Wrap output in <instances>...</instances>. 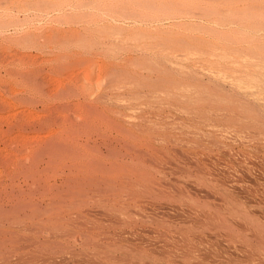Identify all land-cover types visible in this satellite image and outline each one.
Listing matches in <instances>:
<instances>
[{
	"label": "rangeland",
	"instance_id": "obj_1",
	"mask_svg": "<svg viewBox=\"0 0 264 264\" xmlns=\"http://www.w3.org/2000/svg\"><path fill=\"white\" fill-rule=\"evenodd\" d=\"M1 1L2 0H0V6L3 5L4 7L3 6L0 7L2 8L0 9V13H1L0 22L6 21L5 23H7V26L4 28L5 25L3 24L4 22H2V24L0 23L1 24L0 48L2 47L0 49V102H1L0 108H2L0 109V127H2L0 128V164H2L0 165V179H1L0 203H1V199L4 197L5 200L3 203H6L7 207H9L10 206L9 204H11V202H9V199L11 198L12 192H14L12 194L13 196L16 192H20L18 191V189L21 190L22 188V190H25L28 193L29 191L33 192V190L38 187L37 190H34V194L37 195L35 196L34 194H32V196L34 195L32 199H34L36 205L40 204L38 205V208L39 209L45 208L44 210H48V211L54 208L53 211L54 212L56 211L58 215H62L65 220L66 217L67 219L69 218L68 222L67 220L65 222L64 219L62 221H59L58 226L60 225L62 226L63 223L65 225V226L63 225L64 229L62 230L61 229L59 230V228H57V230L56 228H53V226L56 225H52L51 228L50 222L48 223L47 221L46 222L49 224L48 225L45 222L47 226L44 223H43L44 225L43 224L41 225V223H39L40 226L39 224L37 225V229H38L37 235H41V238L43 237L42 239H46V236L48 235L47 239L59 238L61 240H64L63 238L66 237L60 238L59 233L62 232L63 230H64L63 232H66L65 230L68 228L67 231L69 230L70 232L69 231L66 232L67 235L65 236H67V238L65 240L66 241L68 240L69 243L70 242L73 243L70 244L71 247H69L67 251L69 250L73 251L72 245H74L73 249L75 252H72V254L70 252L65 253L67 254L66 257L68 256L66 259L67 261L66 264H90V263L91 264H264V89L263 90L261 89L262 90L261 91L258 86H253L249 90L244 88H240L237 90L238 87L235 85L239 83L238 76L241 73V71L244 72L246 71L245 69L243 70V66H240L241 68L238 70L239 66L233 64L232 63L233 60L231 61L230 59H228L229 60L228 61L226 58L227 63L224 62L225 59L219 57L220 53L217 52V50H216V60H215V52H213L215 51L213 50V47L216 46L215 43L214 44L212 43L213 44L212 47L211 44L205 45V43L204 44L202 43L204 47L208 45V51H210L209 52L210 54L208 55L207 52H206L207 54H205L204 49H201L203 48V46L202 44H200L199 46L198 44L199 42H194L197 46L192 43L193 41L192 42L190 41L189 45H186L188 44V42L184 45V42L183 44L181 43L182 41L181 42L175 41L176 37L174 39L176 43L171 42L169 38H171V36L173 38L174 35L168 34L166 33V31L167 30L183 31L182 29L184 28L181 27L178 28V26L172 24L175 22V18H172L168 15V10L160 11V9H156L160 7L159 6L160 4L158 5L159 7L156 6L155 8L156 10H155L153 7L150 6L149 3L151 2L149 0H135V1L134 0H126V1L125 0L122 1L95 0L96 2L92 0V2L94 1L93 2L94 4L90 2L91 0L89 1L66 0L67 2H65V0L64 1L57 0L58 2L56 0H37V2L39 1L38 4L44 1L41 3L42 5L39 4L41 7L39 5H36L37 3L36 0H24V1L4 0L2 2ZM145 1H147V3L149 2L148 3L149 7L146 5ZM155 1L158 4L161 0H155ZM155 1H152L154 2L152 3L153 5L154 4L157 5ZM164 1L166 0H162L163 3ZM167 1L165 3H167ZM202 1L203 3L205 2V0ZM208 1L210 4L214 3L212 4V6L214 5L215 7L217 6L218 8H222V7L227 8V9L224 8L222 9L224 10L223 12L225 14L228 12L227 14L229 16L231 14L229 8L231 9L235 8V4L233 5L234 1L233 3L231 2L232 0L231 1L226 0V2H224L226 6L222 2L225 0L221 1L222 4L220 3V1H216V2L215 0L213 1L208 0ZM208 1H206L205 3H207L206 5L209 6L210 4L208 3ZM246 1H239V3L237 2V4L244 5L245 3L248 4L249 2L253 3V1L256 0L253 1L246 0ZM55 2L56 5L54 4L53 6V3ZM100 2L102 3V5ZM169 2L170 1H168V3ZM105 4L107 5V7L104 6ZM111 4L114 6L112 7ZM122 5L123 8L120 7ZM18 6L19 8L23 6L24 7L18 9ZM93 6L95 7V9ZM39 7L41 8V10ZM128 7L130 10L128 9V11H126L125 13L124 11ZM183 7L184 6H180L181 9ZM112 8L113 9L115 8L116 10H113ZM131 8L134 10H132ZM196 8L197 6L195 5L194 14L192 13L193 11L190 12L192 13V15H190V13L187 12V17L183 18L182 20L190 23L194 22L193 24L197 23V25L199 26H201V24H206L208 22V17H206L208 13L204 12L205 14L207 13L205 16L204 14H202L203 13L202 9L199 10V8H197L200 11L199 12ZM6 9L8 12L6 11ZM108 9H110L111 11ZM131 10L132 12L127 14ZM81 13H83L84 15ZM120 13L122 15H120ZM173 13L174 12L171 10L169 14H173ZM198 13H201L202 15ZM63 14H65L66 17ZM117 14L120 16H118ZM125 14L126 16L128 15L129 16L126 17ZM212 14L214 15L213 12ZM134 15H136L137 17ZM7 16L8 17L10 16L9 17L10 19ZM39 16L42 17L40 18ZM141 16L142 18H140ZM229 16L228 18H231ZM64 17L67 19V21L65 20ZM179 19L180 18H178L177 21ZM92 20H94L95 22ZM182 20L180 19V21ZM53 21L56 22L54 23ZM118 25L120 28L118 27ZM124 26L129 28L128 29L124 28ZM142 26L144 27L142 28ZM47 27L49 29H47ZM74 27L76 28L74 29V31L76 30L75 32L72 30ZM122 27L123 29H121ZM51 28L53 31L51 30ZM131 28L135 29L136 32L134 30L132 31ZM162 28L166 30L163 32ZM96 29L97 31H99L98 33ZM195 29L197 30V28ZM64 30L67 33H65ZM185 30L186 29H184V31ZM139 31H140V35H139ZM116 32L117 34H115ZM188 33H191L192 35L194 34L197 35L199 32L190 31ZM31 34H34V36L33 35L31 36ZM119 34L124 36L123 37L121 35L119 36ZM136 36H138L137 39ZM143 37L145 38L146 42L144 41ZM167 37H169L168 38L169 42H167L168 39L164 40ZM138 38L140 40H138ZM148 38L149 39L151 38L152 40L151 39L149 40ZM177 38H179V36ZM119 40L122 41L125 40V42L120 41L119 43ZM164 41H166L168 44H166V42L164 43ZM73 42L75 43L73 44ZM241 42L238 43L241 44ZM146 43L147 44L150 43V44L147 45ZM180 43L184 47H182ZM234 43L231 45V43L227 42L226 45L230 44L231 46L234 47L237 44L238 47L241 46L237 42ZM36 44H39L40 46ZM110 44L113 45L111 46ZM160 44H162V46ZM164 44H166L167 46ZM216 44L221 45L218 43ZM242 44H243L242 46L246 45V43H242ZM145 45L147 47H144ZM192 45L196 46V48L199 49L198 50L199 52L197 51V53H194L195 54L194 56H192L193 54L191 55L190 52L188 53V51L185 50V47L187 48L188 46V48L189 47L192 48ZM253 45L255 47V45L258 44H253ZM119 46H121L122 48ZM209 46L211 48H209ZM182 48H184V50ZM193 48L191 49L192 50L191 53H193L194 51ZM158 49H160V51ZM200 49L204 53L200 52L201 51ZM206 50L207 47L205 48V51ZM161 51H165V52H161ZM185 52L186 54H184ZM187 53L189 54L190 57L188 56ZM198 53H202L200 54L201 56H198ZM183 58H185L186 60ZM143 59L144 61L145 60L146 61L144 62ZM161 59L163 60V62ZM167 59L169 60L167 61ZM138 60H141L142 64L144 65H142ZM149 60L150 62H148ZM153 60L158 62L154 63ZM209 60H211V62L212 61L216 62V64L211 66ZM220 61L224 62L222 65H224L223 67H225L227 70L223 68L225 69V71H221L223 69L220 68L222 66ZM132 63L133 64L136 63L134 64L136 67H134ZM177 64H181V67H179L180 65L178 66ZM182 65H184L185 67ZM194 67H196L197 70L194 69ZM232 67L233 69H231ZM180 68L182 69L181 71ZM185 68H188L190 70V73L186 72L188 71V69L184 71ZM251 68H253V66H251ZM249 70H247V72H249ZM123 71H126L127 74L126 72ZM182 71H184V73ZM180 72H182L183 74H181ZM194 72L195 73L197 72V74L200 73L201 75L198 74L199 75L198 76L194 74ZM212 72H215L216 74L213 73V75H211ZM23 76L27 78H24ZM148 77L150 79H148ZM168 78H170L171 80L173 79V82L176 81V83L169 82ZM119 79L122 80L120 81ZM160 79L163 80L166 79L165 80L166 83L164 81H160ZM123 80H125V82ZM144 80L146 81L148 80L149 83L145 82ZM158 80L161 82V84L160 82H157ZM184 80H186L188 85H190L189 83H191V85L193 83L194 86V84L196 83V86L201 88V91L204 89H205L204 91H208V92L211 91L210 95L213 94V96L210 97L212 99L210 97H207L209 96V93H205L204 94L205 97L200 98V101H197L199 97L201 96L203 97L204 91L200 92L199 94H195V97L197 96V99L194 98L195 99L194 101L193 98H191L192 100L186 98L187 96L184 98L185 93L186 94L191 93V92H187L189 90L188 89L189 86H187L186 83H184V86L182 85L183 84L182 81L184 82ZM177 81L179 83H182L181 84L182 86L178 85ZM109 82L111 83L109 84ZM167 82H168V86H167ZM80 83H82V85ZM83 83H86V85L85 84L83 85ZM157 83L160 84V87L158 86ZM169 83L173 84L172 88L170 87L171 85ZM117 85H119L120 87ZM152 85L154 89L151 88ZM161 85L162 87L165 88L160 89ZM177 85L179 87L181 86L180 89L182 90L183 88L185 92L181 91ZM155 86L159 88L156 90ZM185 86H186V90H185ZM212 86H214L217 89H215ZM234 86L236 87V89ZM174 87L175 89H177V91L174 90L175 92L172 91L174 93H171L170 89H167V88H171V90H173ZM206 87L210 88L211 90H206ZM245 91L247 92L249 91L250 93L247 94L245 93ZM164 93L166 94L163 95ZM167 93H171L170 94L171 97L168 96L169 94ZM173 94L174 97L172 96ZM214 94H216V98L218 100L216 102H215L216 98L214 97L215 96ZM222 94L223 96H221ZM224 97H227L228 99V100L226 99L227 100V102L225 101L226 103L221 101V98ZM207 98L209 99V101ZM213 98H215V100ZM29 100L30 102H28ZM190 100L193 102L191 103ZM187 101L188 103L191 104V106L190 104L187 103ZM211 101L214 102L212 103ZM241 101L245 104H243ZM198 102L200 103V105L198 104ZM199 107L201 108L199 109ZM244 108L245 109L248 108V109L245 110ZM248 110L252 111L253 113L252 112L247 113ZM29 111L31 114L29 113ZM94 113H96L97 115ZM255 119L258 121H255ZM13 120L15 121V123ZM17 121L19 123L18 126H17ZM115 122L118 124H116ZM131 123L133 125L139 124V126L137 125H136L137 127L135 126L136 128L138 127H143V129L146 128L147 129L146 133L148 134L150 133V134L148 135L145 133H141L143 136L139 135L137 136V138L135 137L132 139L131 134L128 131L129 129L133 130ZM120 125L121 127L122 126L124 127V131L126 133L123 132V134H120V132L122 131V128L119 129ZM118 129L120 132H117ZM135 129L134 131H136ZM148 130L153 132L151 133ZM137 132L140 133L141 130ZM106 134L108 136H106ZM5 137L7 139H5ZM29 137L32 138L30 139ZM37 137L39 138V140H37L38 139ZM149 137L150 139H148ZM146 142L148 145L151 144L149 148ZM51 145H53L54 148L55 147L57 149L59 148L60 151L62 150L63 154H60L61 152L56 148L55 149L57 152L54 151L55 149L53 150L52 149L53 146ZM134 146L136 147L138 146L136 150L139 152L141 150V152L140 153L137 152L134 149ZM100 150L102 152V155H100L101 154L99 152ZM160 150L161 153H158L160 152ZM73 153L76 154L73 155ZM150 153L151 154L154 153V154L151 155ZM140 154L141 155L145 154L144 155L146 157L145 159H147L150 163H152L151 165H154L155 169H160L161 172L159 173V170H157L158 174H156V176L154 174L157 173V171L154 170V168H152L154 171L152 169L149 170L150 174L152 172L149 178L154 177L156 183L158 184L162 183L163 189L162 186H160V184L159 185L156 184L157 185L156 186L155 182H153L154 179L151 178L153 179L151 181V183L153 182L151 184L152 186L148 184L150 183L151 179L147 181L146 183L147 187L146 185L144 186L145 183L143 184L142 187L138 186L137 189L139 188L141 189L139 190L140 194H138L137 193L138 190L134 189L133 186L131 185L127 187V190H130L131 193L128 191L129 193L127 192V194H124L125 191L127 190L126 188L119 186L121 183L120 181H123L121 180L122 178L128 181L129 178L126 179L120 174L127 176L126 173H128V171L121 172L118 170L117 172L116 167L120 163H122L123 166L126 167L129 166L128 168H131L134 160H135L134 162L135 164H133V166H135L136 160L138 159L136 158L134 159V157L135 156L137 157L138 155H139L138 157H140L141 156ZM20 155H23L24 157ZM130 156L132 157V159L130 158ZM141 157H142L141 159H144L143 156ZM6 159L8 160L9 165H7L8 163ZM124 160H126V162H124ZM152 160H154L155 164L152 162ZM157 160H159V163L157 162ZM30 162L32 164L29 165ZM83 162H85L87 165L85 163L82 164ZM89 162L91 163V165H89L90 164ZM116 162H117V166H116ZM16 164H18L19 166ZM110 164L112 166H110ZM126 164H128V166ZM159 164L162 165L160 166ZM155 165L159 166L160 168L159 167L156 168L157 166ZM30 166L31 167L33 166L32 169H30L31 168ZM74 168H76L77 170ZM27 169L30 170L31 172L28 171ZM54 169L55 171H53ZM24 170H27L25 171L26 174L23 173ZM20 171L21 172L23 171L22 172L23 174L20 173ZM42 171L44 174L42 173ZM115 173L117 174L115 175ZM164 173L166 174L165 175L166 177L163 176ZM31 174H34V176H32ZM100 177L101 178L103 177L104 180H101ZM35 179L37 180V182L33 181ZM134 179L135 177L132 175L129 180L134 181ZM91 183H93V185ZM100 183L102 184L99 185ZM31 187L32 190L29 189ZM50 187L52 188L56 187L57 189L55 188L52 189ZM130 187L132 188L133 192L135 191L134 197L132 195L131 189H128ZM117 188L118 190H116ZM122 188L125 190L124 192ZM145 189L147 190V192ZM180 189H182V191H180ZM102 190H104L105 192ZM151 190L153 192H151ZM170 190H172L173 192H171ZM55 191L57 193H55ZM117 191L121 193L123 192V195L131 194L130 198L129 196L128 198L127 196L123 197V195L121 194L122 199L125 198L124 201L126 203L123 202L125 204V208H126L125 210L123 207L122 208L120 207L122 210L119 208V206L122 205L119 204L117 205L115 204L114 201H111L115 199L113 195L115 193H118ZM70 193H72L73 195ZM136 193L139 195L137 196L139 198L135 197V195H137ZM60 194L61 196L62 195L64 196L61 197ZM74 194L76 195L75 197H73ZM164 196L167 197L168 199H166ZM171 196L172 199L170 198ZM175 198L177 200H175ZM157 214L158 217L161 214L165 215L164 216L165 220H163L162 222L164 224L163 226L161 225V223L159 224V222L153 221L152 217H157ZM81 215L84 219L81 217ZM147 218L151 220L148 221ZM60 222L63 223L60 224ZM84 223H85V227L89 226L88 228L91 230V232L93 230L94 237L92 238H98L101 242L104 240V242L110 241L121 245L124 244L125 246L124 245L123 246L132 249L133 251L131 250V252L133 253L130 252L127 253L126 255H122V253L125 254V251L118 253L110 249L106 250V248H102V247L96 248L95 250V247L89 244H87V246L84 247L85 244H83L84 243L83 241H85L84 239L86 238H82L84 236H82L78 232L77 234L75 233L76 231H79V228L77 229L76 227L84 226L83 225ZM9 224L11 223L6 222L4 224H1L0 231L2 230V232H4L5 230L6 233H9L10 231H12V228L13 229L17 228L16 230H18L20 233L31 234V235L35 234L32 230L33 228H31V230L28 229L27 231L26 229H22V226L19 227L18 229V227ZM90 226L92 227V229ZM53 229L55 230V232ZM89 229L88 231H90ZM21 230L26 232H22ZM30 231L34 234L30 233ZM110 233L111 235L113 234L114 235L111 237L110 235H107ZM97 234L98 236L99 235L100 236L99 237L96 236ZM114 236L117 238L115 239ZM76 238L78 242L74 240ZM118 239L122 241H119ZM116 240L119 241V243ZM74 243H76V245ZM22 245L25 246L24 249H22L23 247ZM81 248H83L84 251H82ZM21 249L22 251L25 250V252H27V251H31L33 248H31L30 246L27 247L25 243H22ZM87 249H89L90 251ZM76 250H79L80 252H77ZM93 250L98 252L97 253L95 252L96 254H91L92 252H94ZM113 252L117 253V255L115 253L113 254ZM1 253H0V255H2L0 256L1 264H4L2 263V261H6V256H8L7 261L9 260L10 262L13 260L15 261L16 257L18 256L15 255L14 257V254H12L11 252H9V250L6 249L3 250V252ZM35 253L41 254L40 252L37 251H35ZM110 254L111 256H109ZM94 255L95 257L97 255V258H95ZM115 255L117 258L115 257ZM23 256L27 257L26 254ZM89 256L95 261L93 260L94 262H90L92 259ZM16 261L18 262L19 259Z\"/></svg>",
	"mask_w": 264,
	"mask_h": 264
},
{
	"label": "bare ground",
	"instance_id": "obj_2",
	"mask_svg": "<svg viewBox=\"0 0 264 264\" xmlns=\"http://www.w3.org/2000/svg\"><path fill=\"white\" fill-rule=\"evenodd\" d=\"M2 1H4V0H2ZM1 1V2H2ZM22 1H24V0H22ZM57 1V0H56ZM64 1V0H63ZM70 1V0H69ZM89 1V0H88ZM95 1V0H94ZM93 1V2H94ZM122 1V0H121ZM126 1V0H125ZM135 1V0H134ZM151 3H149L150 4V6L151 7H153L154 9L156 8V6H158L159 4V8H156V9H160V11L162 10H168V15L170 16V17H172V18H175V22L174 23H172V24H174L175 26H178V28L179 27H181V28H184V29H186L185 31H184V29H182L183 31H174V30H167L166 31V33H168V34H171V35H174V37L172 38V36H171V38H169L170 37V35H169V37H167L166 39H164V40H167L168 38L170 39V41L171 42H173V43H176L175 41H179V42H181L182 44H183V42H184V45L188 42V44H186V45H189V42L191 41H193L192 43L194 44V45H196L194 42H199L198 44H199V46H200V44H204L205 43V45L206 44H211V47L213 46V44L215 43V45L217 46H214L213 47V50H215V51H213V52H215V60H216V50H217V52H219L220 54H219V57H221V58H223V59H225L224 60V62H226V58H227V60L228 59H230L231 61H232V63L233 64H235L236 66H239V68H238V70L241 68L240 66H243V70L245 69L246 71L244 72V71H241V73L239 74V76H238V80H239V83H237V85H235V86H237L238 88H237V90L238 89H240V88H244V89H250L251 87H253V86H258L259 88H260V90L262 89H264V0H256V1H253V3L252 2H249V1H251V0H249L248 2V4H237V2L239 3V1H246V0H239V1H237V0H230L232 3H233V1H234V3H233V5L235 4V8H233V9H231V8H229L230 10L229 11H231V14H230V16L226 13H224L223 11V9L222 8H224V7H222V8H218L217 6L215 7L214 5V7L212 6V4H214V3H209V1L208 0H205V2L206 1H208V3L210 4L209 6L208 5H206L207 3H203V1L202 0H168V1H170L169 3H168V1H167V3H165L166 1H164V3L162 2V0L157 4V2L155 1V0H152V1H155V3L157 4V5H153L152 3H154V2H152L151 0H149ZM211 1V0H210ZM213 1V0H212ZM216 1H220V3L222 4V2L224 3V2H226V0L225 1H222V0H215V2ZM222 1V2H221ZM13 2V1H12ZM18 2V1H17ZM29 2V1H28ZM33 2V1H32ZM36 2H37V0H36ZM39 2V1H38ZM38 2L36 3V5H42L41 3L42 2H44V1H42V2H40L39 4H38ZM53 2V1H52ZM58 2V1H57ZM65 2H67L66 0H65ZM90 2H92V0L90 1ZM92 2V4H94ZM96 2V1H95ZM112 2V1H111ZM146 2V5L148 6V3H147V1H145ZM161 2H162V4H161ZM247 2V1H246ZM8 3H11V2H8ZM63 3V2H62ZM78 3H80V2H78ZM83 3V2H82ZM88 3V2H87ZM86 3V4H87ZM101 3V2H100ZM103 3H105V2H103ZM118 3V2H117ZM124 3V2H123ZM219 3V4H220ZM243 3V2H242ZM4 4V3H3ZM49 4H50V1H49ZM54 4L56 5V2L55 3H53V6H54ZM70 4V3H69ZM106 4H108V3H106ZM104 5V6H106L107 7V5ZM114 4V3H113ZM120 4V3H119ZM127 4V3H126ZM133 4V3H132ZM153 6H152V5ZM216 4V3H215ZM220 4V5H221ZM227 4V3H226ZM28 5V4H27ZM39 5V6H40ZM48 5V4H47ZM79 5V4H78ZM77 5V6H78ZM100 5V4H99ZM101 5H102V3H101ZM112 5V4H111ZM125 5V4H124ZM135 5V4H134ZM197 6V8H199V10L200 9H202V14H204L205 16H206V14H207V16L206 17H208V22L206 23V24H201V26H199V25H197V23L196 24H193L194 22H192V23H190V22H187V21H183L182 19L183 18H186L187 17V12L188 13H190V12H192L193 14H194V6ZM198 5H200V6H198ZM204 5H205V7H204ZM224 5H225V3H224ZM237 5V6H236ZM1 6H3V5H1ZM0 6V7H1ZM29 6V5H28ZM32 6V5H31ZM51 6V5H50ZM59 6H61V5H59ZM63 6V5H62ZM75 6V5H74ZM80 6V5H79ZM92 6V5H91ZM95 6V5H94ZM93 6V7H94ZM110 6V5H109ZM108 6V7H109ZM114 5H112V7H113ZM136 6V5H135ZM155 6V7H154ZM180 6H184L182 9L180 8ZM186 6V7H185ZM226 6V5H225ZM228 6V5H227ZM4 7V6H3ZM24 7V6H23ZM23 7H20L19 8V6H18V9H21V8H23ZM26 7V6H25ZM41 7V6H40ZM39 7V8H40ZM111 7V6H110ZM120 7H122L123 8V5L122 6H120ZM119 7V8H120ZM129 7H131V6H129ZM129 7L128 8H126V10L125 9H122V10H125L124 12L126 13V11H128V9H129ZM134 7V6H133ZM149 7V6H148ZM147 7V8H148ZM150 7V8H151ZM7 8V7H6ZM16 8V7H15ZM28 8V7H27ZM33 8V7H32ZM35 8V7H34ZM64 8H66V7H64ZM88 8H89V5H88ZM104 8V7H103ZM124 8H125V6H124ZM137 8V7H136ZM135 8V9H136ZM186 8H188V9H186ZM196 8V9H197ZM0 9H2V8H0ZM4 9V8H3ZM9 9V8H8ZM13 9V8H12ZM18 9H16V10H18ZM25 9V8H24ZM23 9V10H24ZM30 9V8H29ZM37 9V8H36ZM48 9V8H47ZM52 9V8H51ZM69 9V8H68ZM86 9V8H85ZM94 9H95V7H94ZM113 9V8H112ZM132 9V8H131ZM155 9V10H156ZM175 11H174V10ZM195 9V10H196ZM224 9H227V8H224ZM26 10V9H25ZM28 10V9H27ZM40 10H41V8H40ZM44 10H46V9H44ZM50 10V9H49ZM93 10V9H92ZM102 10V9H101ZM108 10H110V9H108ZM113 10H116L115 8L113 9ZM130 10V9H129ZM132 10H134V9H132ZM132 10L131 11H129L127 14H129L130 12H132ZM140 10H141V8H140ZM148 10V9H147ZM173 11L174 13L173 14H169L170 13V11ZM198 10V9H197ZM198 10V11H199ZM6 11H7V9H6ZM5 11V12H6ZM39 11V10H38ZM106 11V10H105ZM111 11V10H110ZM138 11V10H137ZM4 12V11H3ZM8 12V11H7ZM57 12V11H56ZM76 12V11H75ZM74 12V13H75ZM77 12H78V10H77ZM92 12V11H91ZM115 12H117V11H115ZM118 12H119V10H118ZM120 12H121V10H120ZM157 12V11H156ZM159 12V11H158ZM200 12V11H199ZM204 12H207L206 14L204 13ZM212 12L214 13V15L212 14ZM11 13V12H10ZM41 13V12H40ZM63 13V12H62ZM80 13V12H79ZM87 13V12H86ZM123 13V12H122ZM137 13V12H136ZM161 13V12H160ZM167 13V12H166ZM183 13V14H182ZM192 13H190V15H192ZM1 14V13H0ZM3 14V13H2ZM81 14H83V13H81ZM97 14V13H96ZM116 14V13H115ZM124 14V13H123ZM140 14V13H139ZM148 14V13H147ZM146 14V15H147ZM164 14V13H163ZM186 14V15H185ZM198 14H201V13H198ZM201 14V15H202ZM41 15V14H40ZM64 16H65V14H63ZM74 15V14H73ZM77 15V14H76ZM84 15V14H83ZM86 15V14H85ZM90 15V14H89ZM93 15H94V13H93ZM112 15V14H111ZM118 15V14H117ZM120 15H122L121 13H120ZM120 15H118V16H120ZM132 15V14H131ZM138 15V14H137ZM157 15V14H156ZM189 15V16H190ZM4 16H5V14H4ZM72 16V15H71ZM80 16V15H79ZM125 16H126V14H125ZM129 16V15H128ZM128 16H126V17H128ZM134 16H136V15H134ZM139 16V15H138ZM163 16H165V15H163ZM228 16L229 17H231V18H228ZM8 17V16H7ZM10 17V16H9ZM8 17V18H9ZM40 17V16H39ZM42 17V16H41ZM40 17V18H41ZM53 17V16H52ZM55 17V16H54ZM59 17V16H58ZM57 17V18H58ZM61 17V16H60ZM66 17V16H65ZM64 17V18H65ZM81 17H82V15H81ZM88 17V16H87ZM89 17H91V16H89ZM103 17V16H102ZM124 17V16H123ZM131 17V16H130ZM137 17V16H136ZM150 17V16H149ZM3 18V17H2ZM25 18V17H24ZM51 18V17H50ZM49 18V19H50ZM56 18V19H57ZM118 18V17H117ZM120 18V17H119ZM140 18H142V16L140 17ZM154 18V17H153ZM178 18H180L182 21H180V19L177 21V19ZM10 19V18H9ZM12 19V18H11ZM28 19V18H27ZM55 19V18H54ZM72 19V18H71ZM76 19V18H75ZM92 19V18H91ZM126 19V18H125ZM130 19V18H129ZM133 19V18H132ZM157 19V18H156ZM162 19V18H161ZM229 19V20H228ZM26 20V19H25ZM58 20V19H57ZM56 20V21H57ZM65 20L67 21V19L65 18ZM74 20V19H73ZM80 20V19H79ZM85 20V19H84ZM187 20V19H186ZM15 21V20H14ZM23 21V20H22ZM41 21V20H40ZM47 21V20H46ZM55 21V22H56ZM68 21H69V19H68ZM76 21V20H75ZM74 21V22H75ZM78 21V20H77ZM92 21H94V20H92ZM173 21V20H172ZM2 22H4L3 24H5L4 25V28L7 26V23H5L6 21H2ZM2 22H0L1 24H2ZM9 22V21H8ZM17 22H18V20H17ZM16 22V23H17ZM54 22V21H53ZM54 22V23H55ZM61 22H63V21H61ZM89 22V21H88ZM95 22V21H94ZM202 22V21H201ZM12 23V22H11ZM21 23V22H20ZM47 23V22H46ZM71 23V22H70ZM85 23H87V22H85ZM1 24H0V26H1ZM24 24V23H23ZM97 24V23H96ZM117 24V23H116ZM133 24V23H132ZM156 24V23H155ZM16 25V24H15ZM25 25V24H24ZM91 25V24H90ZM109 25V24H108ZM115 25V24H114ZM121 25V24H120ZM124 25V24H123ZM122 25V26H123ZM173 25V26H174ZM3 26V25H2ZM39 26V25H38ZM102 26V25H101ZM126 26V25H125ZM124 26V28H127V27H125ZM133 26V25H132ZM147 26V25H146ZM155 26V25H154ZM174 26V27H175ZM41 27H42V25H41ZM82 27V26H81ZM107 27V26H106ZM118 27H119V25H118ZM144 26H142V28H143ZM193 27H195V28H197V30L195 29V28H193ZM3 28V29H4ZM57 28V27H56ZM60 28V27H59ZM72 28V27H71ZM96 28H97V26H96ZM113 28V27H112ZM120 28V27H119ZM129 28V27H128ZM127 28V29H128ZM172 28V27H171ZM224 28H225V30H224ZM1 29V28H0ZM45 29H46V27H45ZM47 29H49L48 27H47ZM74 29H76L75 27L72 29L73 31H74ZM92 29H94V28H92ZM103 29V28H102ZM101 29V30H102ZM108 29H109V27H108ZM110 29H111V27H110ZM121 29H123V27L121 28ZM132 29V28H131ZM163 29V28H162ZM176 29V28H175ZM195 29V30H194ZM40 30V29H39ZM51 30H52V28H51ZM106 30H107V28H106ZM126 30V29H125ZM135 31L136 32V30L135 29H132V31ZM149 30V29H148ZM156 30V29H155ZM166 29H163V32L165 31ZM189 30V31H188ZM26 31V30H25ZM24 31V32H25ZM33 31H35V30H33ZM53 31V30H52ZM72 31V32H73ZM76 31V30H75ZM74 31V32H75ZM91 31V30H90ZM96 31H97V29H96ZM143 31H145V30H143ZM147 31V30H146ZM152 31V30H151ZM160 31V30H159ZM192 32V31H197V32H199L197 35H192L191 33H188V32ZM10 32V31H9ZM8 32V33H9ZM12 32H13V30H12ZM23 32V33H24ZM37 32V31H36ZM35 32V33H36ZM57 32V31H56ZM64 32H65V30H64ZM70 32V31H69ZM99 31H97V33H98ZM114 32V31H113ZM118 32V31H117ZM117 32L115 33V34H117ZM142 32V31H141ZM29 33V32H28ZM39 33H41V32H39ZM49 33V32H48ZM65 33H67V32H65ZM77 33V32H76ZM119 33V32H118ZM134 33V32H133ZM144 33H147V32H144ZM151 33V32H150ZM4 34V33H3ZM38 34V33H37ZM56 34V33H55ZM64 34V33H63ZM71 34V33H70ZM80 34V33H79ZM115 34H113V35H115ZM129 34V33H128ZM135 34V33H134ZM142 34V33H141ZM24 35V34H23ZM25 35H27V34H25ZM34 36V34H31V36ZM41 35V34H40ZM51 35V34H50ZM53 35V34H52ZM61 35H62V33H61ZM65 35V34H64ZM72 35V34H71ZM108 35V34H107ZM112 35V34H111ZM121 34H119V36H120ZM126 35V34H125ZM132 35V34H131ZM136 35V34H135ZM134 35V36H135ZM138 35V34H137ZM139 35H140V31H139ZM144 35V34H143ZM143 35H141V36H143ZM149 35V34H148ZM148 35H147V37H148ZM151 35V34H150ZM157 35V34H156ZM36 36V35H35ZM54 36V35H53ZM87 36V35H86ZM122 36V35H121ZM124 36V35H123ZM122 36V37H123ZM128 36H130V35H128ZM127 36V37H128ZM133 36V37H134ZM141 36H140V38H141ZM159 36H161V35H159ZM179 36V38H177ZM11 37V36H10ZM14 37V36H13ZM17 37H19V36H17ZM27 37H29V36H27ZM40 37V36H39ZM56 37V36H55ZM54 37V38H55ZM60 37V36H59ZM62 37H64V36H62ZM73 37V36H72ZM104 37V36H103ZM106 37V36H105ZM109 37V36H108ZM107 37V38H108ZM112 37V36H111ZM132 37V38H133ZM137 37L138 36H136V39H137ZM145 37V36H144ZM143 37V38H144ZM154 37H155V35H154ZM166 37V36H165ZM175 37H176V39H175ZM3 38V37H2ZM31 38V37H30ZM38 38V37H37ZM51 38V37H50ZM53 38V39H54ZM70 38V37H69ZM102 38V37H101ZM114 38H116V37H114ZM129 38H131V37H129ZM34 39V38H33ZM40 39V38H39ZM46 39H48V38H46ZM52 39V40H53ZM56 39V38H55ZM58 39V38H57ZM62 39V38H61ZM64 39V38H63ZM84 39V38H83ZM100 39V38H99ZM104 39V38H103ZM113 39V38H112ZM126 39V38H125ZM149 39V38H148ZM151 39V38H150ZM149 39V40H150ZM155 39H156V37H155ZM163 39V38H162ZM169 39H168V41L167 42H169ZM174 39H175V41H174ZM10 40V39H9ZM19 40V39H18ZM17 40V41H18ZM28 40V39H27ZM32 40V39H31ZM44 40H45V38H44ZM90 40V39H89ZM92 40V39H91ZM111 40V39H110ZM116 40V39H115ZM134 40V39H133ZM138 40H140L139 38H138ZM138 40H136V41H138ZM152 40V39H151ZM11 41V40H10ZM15 41V40H14ZM48 41V40H47ZM49 41H50V39H49ZM54 41V40H53ZM58 41V40H57ZM99 41V40H98ZM117 41V40H116ZM115 41V42H116ZM120 41L121 42H125V40H119V43H120ZM127 41H129V40H127ZM135 41V40H134ZM133 41V42H134ZM144 41H145V38H144ZM241 41H243V42H241ZM34 42V41H33ZM42 42V41H41ZM60 42V41H59ZM58 42V43H59ZM64 42H65V40H64ZM69 42V41H68ZM112 42V41H111ZM146 42V41H145ZM160 42V41H159ZM158 42V43H159ZM163 42V41H162ZM166 41H164V43H165ZM166 42V44H168ZM224 42H225V44H224ZM227 42L228 43H231V45L234 43V42H241V44L240 43H238V44H240L241 46H237V44H236V46H231L230 44L229 45H226L227 44ZM62 43V42H61ZM70 43V42H69ZM75 42H73V44H74ZM93 43V42H92ZM104 43V42H103ZM141 43V42H140ZM180 43V44H181ZM191 43V44H192ZM213 43V44H212ZM216 43H218V44H221V45H217ZM242 43H246V45L245 46H242L243 44ZM5 44V43H4ZM14 44V43H13ZM16 44V43H15ZM28 44V43H27ZM26 44V45H27ZM34 44V43H33ZM42 44V43H41ZM48 44V43H47ZM67 44V43H66ZM114 44V43H113ZM112 44V45H113ZM117 44V43H116ZM115 44V45H116ZM143 44V43H142ZM141 44V45H142ZM147 44V43H146ZM150 43H148L147 45H149ZM166 44H164V45H166ZM171 44V43H170ZM181 44V46L182 47H184L183 45ZM190 44V45H191ZM202 44V46H203V48H201V47H198V48H201V49H204V52H205V54H207L208 53V55L210 54L209 52L210 51H208V45L207 46H205L204 47V45ZM222 44H224V45H222ZM235 44V43H234ZM253 44H258V45H261V44H263V45H261V46H258V45H255V47H254V45ZM36 45H39V44H36ZM111 45V44H110ZM111 45V46H112ZM126 45V44H125ZM135 45V44H134ZM141 45H139V46H141ZM161 46H162V44H160ZM159 45V46H160ZM172 45V44H171ZM175 45V44H174ZM176 45H178V44H176ZM194 45H192V48L194 49V51H193V53H191V49L192 48H188V46H187V48L185 47V50H187L188 51V53L190 52V54L192 55V56H194L195 54L194 53H197V51L199 50V49H197L196 48V46H194ZM226 45V46H225ZM1 46V45H0ZM35 46V45H34ZM40 46V45H39ZM48 46V45H47ZM51 46V45H50ZM57 46V45H56ZM66 46V45H65ZM69 46H71V45H69ZM89 46V45H88ZM92 46V45H91ZM90 46V47H91ZM167 46V45H166ZM181 46H179V47H181ZM257 46V47H256ZM89 47V48H90ZM106 47V46H105ZM114 47V46H113ZM117 47H118V45H117ZM119 47H121V46H119ZM128 47V46H127ZM143 47V46H142ZM144 47H147L146 45L144 46ZM158 47V46H157ZM165 47V46H164ZM168 47H170V46H168ZM175 47V46H174ZM173 47V48H174ZM207 47V50L205 51V48ZM210 46H209V48H211ZM2 48V47H1ZM0 48V49H1ZM122 48V47H121ZM153 48V47H152ZM159 48V47H158ZM16 49V48H15ZM20 49V48H19ZM33 49V48H32ZM59 49V48H58ZM92 49H93V47H92ZM131 49V48H130ZM150 49V48H149ZM155 49V48H154ZM153 49V50H154ZM161 49H162V47H161ZM170 49V48H169ZM176 49H177V47H176ZM181 49V48H180ZM183 50H184V48H182ZM189 49V50H188ZM200 49V50H201ZM7 50V49H6ZM21 50V49H20ZM110 50V49H109ZM113 50V49H112ZM152 50V49H151ZM159 51H160V49H158ZM174 50V49H173ZM172 50V51H173ZM211 50V49H210ZM115 51V50H114ZM113 51V52H114ZM139 51V50H138ZM158 51V52H159ZM177 51H178V49H177ZM60 52V51H59ZM62 52V51H61ZM117 52V51H116ZM128 52V51H127ZM161 52H165V51H161ZM175 52V51H174ZM199 52V51H198ZM200 52H202V53H204L202 50L200 51ZM207 52V53H206ZM18 53V52H17ZM154 53V52H153ZM187 53V54H188ZM202 53H198V56H201L200 54H202ZM114 54V53H113ZM117 54V53H116ZM161 54V53H160ZM184 54H186V52L184 53ZM109 55V54H108ZM149 55V54H148ZM152 55H155V54H152ZM162 55V54H161ZM213 55H214V53H213ZM67 56V55H66ZM140 56V55H139ZM144 56H147V55H144ZM158 56V55H157ZM185 56V55H184ZM188 56H189V54H188ZM68 57V56H67ZM112 57V56H111ZM143 57V56H142ZM149 57V56H148ZM153 57V56H152ZM181 57V56H180ZM190 57V56H189ZM197 57V56H196ZM210 57V56H209ZM147 58V57H146ZM150 58V57H149ZM155 58V57H154ZM177 58V57H176ZM208 58V57H207ZM207 58H205V59H207ZM221 58H220V60H221ZM133 59V58H132ZM131 59V60H132ZM148 59V58H147ZM156 59V58H155ZM154 59V60H155ZM164 59V58H163ZM182 59V58H181ZM183 59H185V58H183ZM195 59V58H194ZM202 59H204V58H202ZM222 59V60H223ZM119 60V59H118ZM153 60V61H154ZM162 60V59H161ZM169 59H167V61H168ZM172 60V59H171ZM186 60V59H185ZM127 61V60H126ZM129 61V60H128ZM135 61V60H134ZM138 61H140V63L142 64V62H141V60H138ZM143 61H144V59H143ZM146 61V60H145ZM144 61V62H145ZM194 61V60H193ZM206 61H208V60H206ZM210 61V64H211V66H213L214 64H216V62H214V61H212L211 62V60H209ZM229 61V60H228ZM148 62H150V60L148 61ZM155 62H158V61H154V63ZM162 62H163V60H162ZM170 62V61H169ZM221 62V61H220ZM224 62H221V65L224 63ZM139 63V64H140ZM147 63V62H146ZM153 63V64H154ZM171 63V62H170ZM174 63H176V62H174ZM181 63V62H180ZM209 63V62H208ZM213 63V64H212ZM227 63V62H226ZM133 64V63H132ZM134 64H136V63H134ZM133 64V65H134ZM140 64V65H141ZM157 64H159V63H157ZM161 64H163V63H161ZM165 64V63H164ZM173 64V63H172ZM184 64V63H183ZM232 64V65H233ZM142 65H144V64H142ZM155 65V64H154ZM167 65V64H166ZM179 67H181V64H177ZM185 65V64H184ZM184 65H182V66H184ZM234 65V66H235ZM151 66V65H150ZM170 66V65H169ZM224 65H222L221 67H220V65H219V67L220 68H225V67H223ZM226 66V65H225ZM251 66H253V68H251ZM255 66V67H254ZM134 67H136L135 65H134ZM138 67V66H137ZM142 67V66H141ZM175 67V66H174ZM185 67V66H184ZM188 67H189V65H188ZM218 67V68H219ZM152 68V67H151ZM183 68V67H182ZM237 68V67H236ZM167 69V68H166ZM175 69V68H174ZM173 69V70H174ZM179 69V68H178ZM188 68H185L184 69V71H186ZM194 69H196V67H194ZM226 69V68H225ZM225 69H223V70H221V69H219V70H221V71H225ZM229 69V68H228ZM231 69H233V67L231 68ZM249 69H251V70H249ZM172 70V69H171ZM182 69L180 68V71H181ZM197 70V69H196ZM215 70V69H214ZM213 70V71H214ZM227 70V69H226ZM237 70V69H236ZM247 70H249V72H247ZM113 71H116V70H113ZM120 71V70H119ZM162 71V70H161ZM160 71V72H161ZM167 71V70H166ZM176 71H178V70H176ZM184 71H182L183 73H184ZM189 71V72H188ZM188 71H186L187 73H190V70L188 69ZM235 71V70H234ZM26 72V71H25ZM123 72H126V71H123ZM122 72V73H123ZM159 72V71H158ZM182 72H180L181 74H183ZM198 72H200V71H198ZM15 73H16V71H15ZM14 73V74H15ZM27 73H28V71H27ZM175 73H177V72H175ZM186 73V74H187ZM202 73V72H201ZM213 73H215V72H212V74L211 75H213ZM32 74V73H31ZM38 74V73H37ZM113 74V73H112ZM126 74H127V72H126ZM135 74V73H134ZM159 74V73H158ZM186 74H184V75H186ZM193 74V73H192ZM194 74H196V75H198V74H200V73H198L197 74V72L195 73L194 72ZM193 74V75H194ZM216 74V73H215ZM237 74V73H236ZM116 75V74H115ZM119 75V74H118ZM190 75V74H189ZM201 75V74H200ZM205 75V74H204ZM17 76V75H16ZM22 76V75H21ZM110 76V75H109ZM125 76V75H124ZM131 76V75H130ZM192 76V75H191ZM199 76V75H198ZM210 76V75H209ZM217 76V75H216ZM24 77V76H23ZM127 77V76H126ZM134 77V76H133ZM140 77V76H139ZM197 77V76H196ZM224 77V76H223ZM247 77H249V78H247ZM24 78H27V77H24ZM109 78V77H108ZM141 78V77H140ZM144 78V77H143ZM142 78V79H143ZM147 78V77H146ZM161 78H163V77H161ZM198 78V77H197ZM122 79H123V77H122ZM121 79V80H122ZM126 79V78H125ZM130 79V78H129ZM129 79H127V80H129ZM133 79V78H132ZM134 79H136V78H134ZM148 79H150L149 77H148ZM159 79V78H158ZM169 80V82H173V79L171 80L170 78H168ZM185 79V78H184ZM188 79V78H187ZM32 80V79H31ZM114 80V79H113ZM118 80V79H117ZM120 80V79H119ZM120 80V81H121ZM166 80V79H165ZM165 80H163V79H160V81H164L165 82ZM171 80V81H170ZM199 80V79H198ZM211 80V79H210ZM246 80H248V81H246ZM124 82H125V80H123ZM133 81V80H132ZM141 81H143V80H141ZM145 82H147V83H149L148 82V80L146 81V80H144ZM159 80L157 81V82H160ZM179 81V80H178ZM177 81V83H178V85H181L182 83V85L184 86V83H186L187 84V86H189L188 87V89L190 90H188L187 92H191V93H188V94H190V95H188V94H184V98L186 97V98H188V99H191V98H193V101L195 100L194 98H196L197 99V96L195 97V94H199L200 92H203L204 90H202L201 91V88H199L198 86H196V83L194 84V86H193V83H192V85H191V83H189L190 85H188V83L186 82V80H184V82L182 81V83H179ZM209 81V80H208ZM214 81V80H213ZM25 82V81H24ZM27 82V81H26ZM32 82V81H31ZM139 82V81H138ZM191 82V81H190ZM198 82V81H197ZM218 82V81H217ZM111 82H109V84H110ZM115 83V82H114ZM130 83V82H129ZM131 83H133V82H131ZM137 83V82H136ZM141 83V82H140ZM163 83V82H162ZM166 83V82H165ZM173 83H176V81H174ZM210 83V82H209ZM31 84V83H30ZM29 84V85H30ZM81 85H82V83H80ZM86 85V83H83V85ZM117 84H119V83H117ZM121 84V83H120ZM146 84V83H145ZM150 84H152V83H150ZM149 84V85H150ZM158 84V83H157ZM160 84H161V82H160ZM160 84H158V86L160 87ZM170 84V83H169ZM185 84V85H186ZM218 84V83H217ZM236 84V83H235ZM40 85V84H39ZM77 85V84H76ZM91 85V84H90ZM101 85H102V83H101ZM130 85V84H129ZM154 85V84H153ZM153 85H152V87L151 88H153ZM171 86V88L173 87L172 85L173 84H170ZM177 85V86H178ZM181 85V86H182ZM199 85V84H198ZM200 85H201V83H200ZM199 85V86H200ZM203 85V84H202ZM205 85V84H204ZM31 86V85H30ZM36 86V85H35ZM34 86V87H35ZM115 86H116V84H115ZM117 86H119V85H117ZM137 86H138V84H137ZM136 86V87H137ZM141 86V85H140ZM140 86H139V88H140ZM165 86V85H164ZM167 86H168V82H167ZM181 86L179 87V89L181 88ZM215 86V85H214ZM214 86H212V87H214ZM234 86V87H235ZM103 87H106V86H103ZM110 87V86H109ZM120 87V86H119ZM130 87V86H129ZM156 87V90L159 88H157V86H155ZM176 87V86H175ZM175 87H174V89L173 90H171V88H167V89H170V91H171V93H174L175 91H177V89H175ZM201 87V86H200ZM135 88V87H134ZM133 88V89H134ZM143 88V87H142ZM162 88H165V87H162V85H161V88L160 89H162ZM177 88V87H176ZM215 88V87H214ZM221 88V87H220ZM37 89V88H36ZM119 89V88H118ZM136 89V88H135ZM138 89V88H137ZM154 89V88H153ZM159 89V90H160ZM215 89H217V88H215ZM235 89H236V87H235ZM34 90V89H33ZM81 90V89H80ZM99 90V89H98ZM165 90V89H164ZM175 90V91H174ZM181 90V89H180ZM185 90H186V86H185ZM206 90H211L210 88H208V87H206ZM261 90V91H262ZM140 91V90H139ZM168 91V90H167ZM172 91H174V92H172ZM181 91H184L183 90V88H182V90ZM218 91V90H217ZM106 92V91H105ZM160 92V91H159ZM161 92H162V90H161ZM166 92V91H165ZM169 92V91H168ZM185 92V91H184ZM184 92H182V93H184ZM211 92V91H210ZM210 92H208V91H204V93H203V97L201 96V97H199V99H197V101H200V98H204L205 96H204V94L205 93H209V96H207V97H210V96H213V94L212 95H210ZM213 92V91H212ZM156 93V92H155ZM171 93H167V94H169L168 96H170V94ZM177 93V92H176ZM245 93H247V94H249L250 92L248 91H245ZM138 94V93H137ZM161 94V93H160ZM166 93H164L163 95H165ZM194 94V95H193ZM202 94V93H201ZM200 94V95H201ZM28 95V94H27ZM43 95V94H42ZM51 95V94H50ZM200 95H198V96H200ZM215 96V98H216V94H214ZM226 95V94H225ZM229 95V94H228ZM227 95V96H228ZM232 95V94H231ZM47 96H49V95H47ZM173 97H174V94L172 95ZM221 96H223V94L221 95ZM233 96V95H232ZM243 96V95H242ZM245 96V95H244ZM31 97V96H30ZM32 97H34V96H32ZM157 97H158V95H157ZM171 97V96H170ZM28 98V97H27ZM46 98V97H45ZM110 98H112V97H110ZM179 98H180V96H179ZM211 98V97H210ZM215 98H213L214 100H215ZM18 99V98H17ZM49 99V98H48ZM188 99H186V100H188ZM208 99V98H207ZM206 99V100H207ZM212 99V98H211ZM227 97H224V98H221V101H223V102H227ZM231 99V98H230ZM259 99V98H258ZM26 100V99H25ZM38 100V99H37ZM183 100H185V99H183ZM192 100V99H191ZM190 100V101H191ZM205 100V99H204ZM245 100V99H244ZM3 101V100H2ZM50 101V100H49ZM193 101H191V103L193 102ZM208 101H209V99H208ZM216 101H218L217 100V98H216V100H215V102ZM239 101V100H238ZM253 101H255V100H253ZM258 101V100H257ZM7 102V101H6ZM28 102H30V100L28 101ZM38 102V101H37ZM203 102V101H202ZM212 103L214 102V101H211ZM222 102V103H223ZM225 102V103H226ZM242 102V101H241ZM1 103V102H0ZM10 103V102H9ZM8 103V104H9ZM18 103V102H17ZM27 103V102H26ZM187 103H188V101H187ZM210 103V102H209ZM243 103V102H242ZM43 104V103H42ZM51 104V103H50ZM188 104H190V103H188ZM198 104L200 105V103L198 102ZM239 104V103H238ZM243 104H245V103H243ZM5 105V104H4ZM18 105V104H17ZM196 105H197V103H196ZM222 105H224V104H222ZM227 105V104H226ZM242 105V104H241ZM250 105V104H249ZM6 106V105H5ZM9 106V105H8ZM188 106V105H187ZM190 106H191V104H190ZM204 106V105H203ZM3 107V106H2ZM11 107V106H10ZM198 107V106H197ZM240 107V106H239ZM250 107V106H249ZM43 108V107H42ZM187 108H189V107H187ZM193 108H194V106H193ZM196 108V107H195ZM201 107H199V109H200ZM0 109H2V108H0ZM8 109V108H7ZM49 109V108H48ZM107 109V108H106ZM212 109V108H211ZM242 109V108H241ZM245 109V108H244ZM243 109V110H244ZM248 108H246L245 110H247ZM13 110V109H12ZM20 110V109H19ZM52 110V109H51ZM192 110V109H191ZM194 110V109H193ZM55 111V110H54ZM93 111H95V110H93ZM99 111V110H98ZM109 111V110H108ZM195 111V110H194ZM201 111V110H200ZM204 111V110H203ZM190 112V111H189ZM249 112H252V111H250V110H248V112L247 113H249ZM9 113V112H8ZM12 113H14V112H12ZM29 113H30V111H29ZM244 113H245V111H244ZM253 113V112H252ZM16 114V113H15ZM31 114V113H30ZM94 114H96V113H94ZM109 114V113H108ZM11 115V114H10ZM46 115V114H45ZM51 115V114H50ZM97 115V114H96ZM223 115V114H222ZM224 115H226V114H224ZM246 115V114H245ZM248 115V114H247ZM253 115V114H252ZM33 116V115H32ZM99 116H100V114H99ZM254 116H256V115H254ZM253 116V117H254ZM46 117V116H45ZM102 117V116H101ZM249 117V116H248ZM247 117V118H248ZM251 117V116H250ZM8 118V117H7ZM27 118V117H26ZM35 118V117H34ZM40 118V117H39ZM42 118V117H41ZM51 118H53V117H51ZM255 118V117H254ZM22 119V118H21ZM32 119V118H31ZM48 119H50V118H48ZM257 119V118H256ZM255 119V121H258V120H256ZM259 119V118H258ZM10 120V119H9ZM34 120V119H33ZM43 120V119H42ZM41 120V121H42ZM47 120V119H46ZM5 121V120H4ZM14 121V120H13ZM23 121V120H22ZM255 121H253V122H255ZM46 122V121H45ZM260 122V121H259ZM14 123H15V121H14ZM21 123V122H20ZM24 123V122H23ZM28 123V122H27ZM48 123V122H47ZM50 123H51V121H50ZM116 123V122H115ZM114 123V124H115ZM8 124V123H7ZM18 121H17V126H18ZM116 124H118V123H116ZM132 124V123H131ZM130 124V125H131ZM2 125V124H1ZM6 125V124H5ZM12 125V124H11ZM16 125V124H15ZM112 125H113V123H112ZM139 126V124H135V125H131L132 127H133V130L132 129H129L128 131H129V133L131 134V137H132V139L133 138H137V136H139V135H142L141 133H145V134H148V133H146L147 131V129L146 128H144L143 129V127H138V128H136L137 126ZM8 126V125H7ZM22 126V125H21ZM29 126V125H28ZM31 126V125H30ZM136 126V127H135ZM70 127V126H69ZM115 127H117V126H115ZM119 127V126H118ZM136 129H135V128ZM0 128H2V127H0ZM21 128H23V127H21ZM74 128V127H73ZM120 128H122V131L120 132L119 131V129ZM8 129V128H7ZM24 129H25V127H24ZM24 129H22V130H24ZM37 129V128H36ZM46 129V128H45ZM119 129L117 130V132H120V134H123V132L124 133H126L125 131H124V127L122 126L121 127V125H120V127H119ZM134 129L136 130V131H134ZM2 130H4V129H2ZM38 130H39V128H38ZM41 130V129H40ZM64 130V129H63ZM126 130H127V128H126ZM141 130V132L139 133V132H137V131H140ZM49 131V130H48ZM148 131H150V130H148ZM7 132V131H6ZM53 132V131H52ZM69 132V131H68ZM137 132V133H136ZM151 133L153 132V131H150ZM8 133V132H7ZM71 133V132H70ZM17 134V133H16ZM118 134V133H117ZM150 134V133H149ZM148 134V135H149ZM8 135V134H7ZM13 135V134H12ZM28 135V134H27ZM52 135V134H51ZM119 135V134H118ZM125 135V134H124ZM39 136V135H38ZM106 136H108L107 134H106ZM143 136V135H142ZM154 136V135H153ZM153 136H152V138H153ZM126 137V136H125ZM129 137V136H128ZM3 138V137H2ZM15 138V137H14ZM22 138V137H21ZM27 138V137H26ZM30 138V137H29ZM32 138V137H31ZM30 138V139H31ZM36 138V137H35ZM38 138V137H37ZM51 138V137H50ZM127 138V137H126ZM140 138V137H139ZM142 138V137H141ZM146 138V137H145ZM151 138V139H152ZM5 139H7L6 137H5ZM18 139H19V137H18ZM60 139V138H59ZM129 139V138H128ZM148 139H150V137L148 138ZM37 140H39V138L37 139ZM41 140V139H40ZM51 140V139H50ZM67 140V139H66ZM110 140V139H109ZM112 140V139H111ZM114 140V139H113ZM135 140V139H134ZM133 140V141H134ZM6 141V140H5ZM8 141V140H7ZM10 141H11V139H10ZM22 141V140H21ZM25 141V140H24ZM150 141V140H149ZM9 142V141H8ZM13 142V141H12ZM30 142V141H29ZM42 142V141H41ZM53 142V141H52ZM145 142V141H144ZM11 143V142H10ZM17 143V142H16ZM119 143V142H118ZM149 143V142H148ZM163 143V142H162ZM4 144H6V143H4ZM9 144V143H8ZM18 144V143H17ZM21 144V143H20ZM46 144V143H45ZM98 144V143H97ZM123 144V143H122ZM135 144V143H134ZM146 144H147V142H146ZM13 145V144H12ZM50 145V144H49ZM115 145V144H114ZM145 145V144H144ZM143 145V146H144ZM151 145V144H150ZM150 145H148L147 144V146H148V148H149V146ZM14 146V145H13ZM17 146V145H16ZM15 146V147H16ZM21 146V145H20ZM38 146V145H37ZM36 146V147H37ZM51 146H53V145H51ZM60 146V145H59ZM63 146V145H62ZM72 146V145H71ZM99 146V145H98ZM120 146H122V145H120ZM125 146V145H124ZM146 146V145H145ZM162 146V145H161ZM22 147V146H21ZM41 147V146H40ZM39 147V148H40ZM66 147V146H65ZM136 146H134V149L136 150L137 149V147L135 148ZM152 147V146H151ZM158 147V146H157ZM156 147V148H157ZM17 148V147H16ZM50 148V147H49ZM52 148V147H51ZM56 148V147H55ZM54 148V146H53V150L55 149ZM107 148V147H106ZM130 148H133V147H130ZM153 148V147H152ZM151 148V149H152ZM41 149V148H40ZM52 149H51V151H52ZM57 149V148H56ZM56 149L54 150V151H56ZM68 149V148H67ZM70 149V148H69ZM73 149V148H72ZM75 149V148H74ZM120 149V148H119ZM126 149H127V147H126ZM145 149V148H144ZM161 149V148H160ZM24 150V149H23ZM27 150V149H26ZM29 150V149H28ZM48 150V149H47ZM57 150H59L60 151V149L58 148ZM65 150V149H64ZM133 150V149H132ZM134 150V151H135ZM140 150V149H139ZM154 150V149H153ZM38 151V150H37ZM95 151V150H94ZM113 151V150H112ZM129 151V150H128ZM137 151V150H136ZM158 151H159V148H158ZM18 152V151H17ZM32 152V151H31ZM57 152V151H56ZM61 153L60 154H63V152H62V150L60 151ZM69 152V151H68ZM80 152V151H79ZM101 154L100 155H102V152H101V150L99 151ZM137 152H139V151H137ZM140 152H141V150H140ZM139 152V153H140ZM147 152V151H146ZM151 152H153V151H151ZM156 152V151H155ZM8 153H10V152H8ZM21 153H22V151H21ZM66 153V152H65ZM84 153V152H83ZM89 153V152H88ZM93 153V152H92ZM98 153V152H97ZM115 153V152H114ZM113 153V154H114ZM129 153V152H128ZM132 153V152H131ZM135 153V152H134ZM138 153V154H139ZM158 153H161V150H160V152H158ZM30 154V153H29ZM55 154V153H54ZM74 154H76V153H73V155ZM78 154V153H77ZM81 154V153H80ZM95 154V153H94ZM99 154V153H98ZM108 154V153H107ZM117 154V153H116ZM151 154V153H150ZM152 154H154V153H152ZM151 154V155H152ZM33 155V154H32ZM36 155H37V152H36ZM59 155V154H58ZM86 155V154H85ZM99 155V156H100ZM126 155V154H125ZM133 155V154H132ZM136 155V154H135ZM134 155V156H135ZM141 155V154H140ZM145 155V154H144ZM143 154L141 155V156H143L144 157V159H141L142 157L140 156V157H134V159L136 158V159H138V160H136V165L135 166H133V164H135L134 162H135V160H134V162H133V164H132V166H131V168H128L129 166H128V164H126L128 167H126V166H123L122 165V163H120L118 166H117V162H116V169H117V172H118V170L119 171H128V173H126L127 174V176H124V175H122V174H120L121 176H123L124 178H129L130 179V177L133 175L134 177H135V179H134V181H130L129 179H128V181H126V180H124L123 178L121 179V180H123V181H120L121 183H120V187H124V188H126V190H127V187L129 186V185H131V186H133V188L134 189H137L138 188V186H140V187H142L143 186V184H144V186L146 185V187H147V181H149L151 178H153L154 179V181L153 182H155V178L154 177H151V178H149V176L152 174V172H151V174L149 173L150 171L149 170H151L152 168H154V165H151L152 163H150L147 159H145L146 157L144 156ZM14 156V155H13ZM20 156H23V155H20ZM81 156V155H80ZM83 156H84V154H83ZM95 156V155H94ZM106 156V155H105ZM107 156H109V155H107ZM117 156V155H116ZM121 156H123V155H121ZM129 156V155H128ZM148 156V155H147ZM157 156V155H156ZM158 156H159V154H158ZM162 156H163V154H162ZM24 157V156H23ZM152 157V156H151ZM6 158V157H5ZM17 158V157H16ZM130 158L132 159V157L130 156ZM149 158V157H148ZM159 158H160V156H159ZM26 159V158H25ZM28 159V158H27ZM50 159V158H49ZM62 159V158H61ZM97 159V158H96ZM104 159V158H103ZM152 159V158H151ZM162 159H164V158H162ZM7 160V159H6ZM12 160V159H11ZM26 162H27V160H26ZM54 162H55V160H54ZM113 162V161H112ZM124 162H126V160H124ZM128 162V161H127ZM152 162L154 163V160H152ZM157 162L159 163V160H157ZM1 163H2V160H1ZM7 163H8V160H7ZM38 163V162H37ZM46 163V162H45ZM53 163V162H52ZM75 163V162H74ZM77 163V162H76ZM85 162H83L82 164H84ZM90 163V162H89ZM107 163V162H106ZM109 163V162H108ZM5 164V163H4ZM19 164V163H18ZM18 164H16V165H18ZM30 164H32L31 162L29 163V165ZM40 164V163H39ZM54 164V163H53ZM73 164V163H72ZM71 164V165H72ZM86 164V163H85ZM103 164V163H102ZM155 164V163H154ZM0 165H2V164H0ZM7 165H9V163L7 164ZM21 165V164H20ZM38 165V164H37ZM36 165V166H37ZM75 165V164H74ZM87 165V164H86ZM89 165H91V163L89 164ZM131 165V164H130ZM160 165V164H159ZM162 165V164H161ZM160 165V166H161ZM19 166V165H18ZM24 166V165H23ZM34 166V165H33ZM32 166V167H33ZM110 166H112L111 164H110ZM155 166H157V165H155ZM5 167V166H4ZM31 167V166H30ZM32 167L30 168V169H32ZM74 167V166H73ZM80 167H82V166H80ZM91 167V166H90ZM159 166H157L156 168H158ZM54 168V167H53ZM70 168V167H69ZM78 168V167H77ZM107 168H109V167H107ZM119 168V169H118ZM160 168V167H159ZM48 169V168H47ZM74 169H76V168H74ZM83 169H84V167H83ZM90 169V168H89ZM92 169V168H91ZM111 169H113V168H111ZM115 169V168H114ZM123 169V170H122ZM125 169H127V170H125ZM164 169V168H163ZM28 170V169H27ZM27 170H24V172L23 173H25V171H27ZM45 170V169H44ZM77 170V169H76ZM102 170V169H101ZM106 170H108V169H106ZM136 170V171H135ZM153 170V169H152ZM154 170H159V173L161 172L160 171V169H155L154 168ZM153 170V171H154ZM28 171H30V170H28ZM53 171H55V169L53 170ZM131 171V172H130ZM19 172V171H18ZM21 171H20V173H22ZM31 172V171H30ZM97 172V171H96ZM109 172V171H108ZM115 172H116V170H115ZM120 172V173H121ZM22 173V174H23ZM28 173V172H27ZM34 173V172H33ZM39 173H40V171H39ZM42 173H43V171H42ZM48 173V172H47ZM47 173H45V174H47ZM93 173V172H92ZM110 173V172H109ZM124 173V174H125ZM154 173V172H153ZM26 174V173H25ZM44 174V173H43ZM68 174V173H67ZM117 173H115V175H116ZM156 174H158V171H157V173H155L154 175L156 176ZM168 174V173H167ZM28 175V174H27ZM32 176H34V174H31ZM105 175V174H104ZM119 175V174H118ZM162 175V174H161ZM166 174L164 173L163 174V176H165ZM39 176V175H38ZM94 176H95V174H94ZM97 176V175H96ZM14 177V176H13ZM12 177V178H13ZM92 177V176H91ZM109 177V176H108ZM119 177V176H118ZM166 177V176H165ZM34 178V177H33ZM33 178H31V179H33ZM46 178V177H45ZM75 178V177H74ZM78 178V177H77ZM85 178V177H84ZM101 178V177H100ZM121 178V177H120ZM48 179V178H47ZM51 179V178H50ZM70 179V178H69ZM88 179V178H87ZM93 179V178H92ZM96 179V178H95ZM153 179H151L150 180V183H148V184H152L151 183V181L153 180ZM162 179V178H161ZM165 179V178H164ZM1 180V179H0ZM76 180V179H75ZM101 180H104L103 179V177L101 178ZM109 180H111V179H109ZM159 180V179H158ZM34 182L36 181L37 182V180L35 179V180H33ZM43 181V180H42ZM44 181H45V179H44ZM67 181H69V180H67ZM85 181V180H84ZM88 181V180H87ZM98 181V180H97ZM115 181V180H114ZM146 181V182H145ZM77 182V181H76ZM82 182V181H81ZM95 182V181H94ZM106 182V181H105ZM112 182V181H111ZM110 182V183H111ZM158 182V181H157ZM167 182V181H166ZM166 182H164V183H166ZM74 183V182H73ZM89 183V182H88ZM96 183H98V182H96ZM2 184V183H1ZM18 184V183H17ZM38 184H39V182H38ZM43 184V183H42ZM92 185H93V183H91ZM102 183H100L99 185H101ZM156 184H158V183H156L155 182V185ZM160 184V186H162V183H159ZM158 184V185H159ZM173 184V183H172ZM36 185V184H35ZM50 185V184H49ZM77 185V184H76ZM84 185V184H83ZM89 185V184H88ZM114 185V184H113ZM134 185H135V187H134ZM110 186V185H109ZM108 186V187H109ZM152 186V185H151ZM157 186V185H156ZM166 186V185H165ZM176 186V185H175ZM174 186V187H175ZM178 186V185H177ZM180 186V185H179ZM67 187H68V185H67ZM79 187V186H78ZM98 187V186H97ZM105 187V186H104ZM112 187V186H111ZM116 187V186H115ZM150 187V186H149ZM171 187V186H170ZM13 188V187H12ZM27 188V187H26ZM35 188H36V186H35ZM38 188V187H37ZM37 188L36 189H34V186H33V189L34 190H37ZM50 188H52V187H50ZM53 188H55V189H57L56 187H53ZM52 188V189H53ZM93 188H95V187H93ZM100 188V187H99ZM114 188V187H113ZM144 188V187H143ZM142 188V189H143ZM172 188V187H171ZM181 188V187H180ZM29 189H31L32 190V187L31 188H29ZM78 189V188H77ZM115 189V188H114ZM128 189H131V191H132V195H133V197H134V192H133V190H132V188L130 187V188H128ZM162 189H163V186H162ZM165 189H167V188H165ZM173 189H175V188H173ZM34 190H33V192H31V191H29L28 193L25 191V190H22V188H21V190L20 189H18V191H20V192H16L13 196H12V194L14 193V192H12V194H11V198L10 197H8V198H10L9 199V202H11V204H9L8 206L9 207H7V205H6V203H3L4 202V197L1 199V203H0V226H1V224H4V223H6V222H9V223H11V224H9V225H14V226H16V227H18V229H19V227H21L22 226V229H26L27 231H28V229H30L31 230V228H33L32 230H33V232L35 233H32L31 231H30V233H32V234H34V235H31V234H23V233H20L18 230H16V229H13L12 228V231H10L9 233H6L5 232V230H4V232H2V230L0 231V253L1 252H3V250H9V252H11L12 254H14V257H15V255H18L17 257H18V259H19V264H66V259H67V257H66V255L67 254H65L66 252H70L71 254H72V252H75L74 251V249H73V247H74V245H72L73 247H72V250L73 251H67V249H69V247H71V243H73V242H68V240L66 241L65 239L67 238V236H65V235H67L66 234V232H68L67 231V229L65 230L66 232H60L59 233V236H60V238L62 237H66V238H63L64 240H61V239H59V238H57V239H47V236H46V239H42L41 238V235H37V232H38V229H37V225L39 224V223H41V225L44 223L45 224V222L47 221L48 223L50 222V225H51V228H52V225H56V226H53V228H56V230H57V228H59V230L61 229H64V223H63V228H62V226L60 225V226H58V224H59V221H62L63 219H64V217L62 216V215H58V213H56V211L54 212L53 211V209L54 208H52L50 211H48V210H44L43 208H41V209H43V210H41V209H39L38 208V205H40V204H37L36 205V202L34 201V199H32L33 197H34ZM43 190V189H42ZM79 190V189H78ZM81 190V189H80ZM90 190H92V189H90ZM105 190V189H104ZM104 190H102V191H104ZM107 190V189H106ZM116 190H118V188L116 189ZM122 190H123V192L125 191L123 188H122ZM138 190V191H137ZM136 191H137V193L138 194H140L139 193V190H141L140 188L139 189H137ZM146 190V189H145ZM156 190H157V188H156ZM179 190V189H178ZM6 191V190H5ZM15 191H17V190H15ZM28 191V190H27ZM51 191V190H50ZM68 191V190H67ZM82 191V190H81ZM113 191V190H112ZM121 191V190H120ZM130 192V190H127V191H125V193L124 194H127V192ZM143 191V190H142ZM153 191H154V188H153ZM152 190H151V192H153ZM171 192H173L172 190H170ZM180 191H182V189H180ZM10 192V193H11ZM72 192H73V190H72ZM74 192H75V190H74ZM86 192V191H85ZM88 192V191H87ZM105 192V191H104ZM107 192V191H106ZM114 192H115V190H114ZM118 192V191H117ZM123 192L121 193V192H118V193H115L114 195H113V197L115 198V199H113V200H111V201H114L115 202V204H119V205H122V206H119V208L121 207H123L124 208V210L126 209L125 208V204L123 203V202H125L124 201V199L125 198H123L122 199V197H121V194L123 195ZM128 192V193H129ZM146 192H147V190H146ZM163 192V191H162ZM164 192H165V190H164ZM166 192H167V190H166ZM7 193V192H6ZM54 193V192H53ZM55 193H57L56 191H55ZM80 193V192H79ZM131 193V192H130ZM136 193V194H137ZM143 193H145V192H143ZM32 194H34L33 196H32ZM52 194V193H51ZM59 194V193H58ZM67 194H68V192H67ZM70 194H72V193H70ZM77 194V193H76ZM91 194V193H90ZM135 195V197L136 198H139V197H137V196H139V195ZM150 194V193H149ZM152 194V193H151ZM155 194H156V191H155ZM165 194V193H164ZM163 194V195H164ZM167 194V193H166ZM171 194V193H170ZM1 195V194H0ZM37 195V194H36ZM35 195V196H36ZM73 195V194H72ZM78 195H80V194H78ZM111 195H112V193H111ZM146 195V194H145ZM154 195V194H153ZM158 195V194H157ZM160 195V194H159ZM168 195V194H167ZM173 195H174V193H173ZM2 196H3V194H2ZM5 196V195H4ZM7 196V195H6ZM10 196V195H9ZM60 196H61V194H60ZM62 196H64V195H62ZM61 196V197H62ZM70 196V195H69ZM76 195L74 194V196L73 197H75ZM124 196H127V198H128V196H129V198L131 197V194H129V195H123V197ZM147 196V195H146ZM151 196V195H150ZM155 196V195H154ZM153 196V197H154ZM161 196V195H160ZM176 196V195H175ZM157 197V196H156ZM165 197V196H164ZM8 198H6V199H8ZM59 198V197H58ZM69 198V197H68ZM67 198V199H68ZM102 198V197H101ZM112 198V197H111ZM144 198H145V196H144ZM158 198V197H157ZM166 199H168L167 197H165ZM171 199H172V196L170 197ZM36 199V198H35ZM64 199V198H63ZM74 199V198H73ZM77 199V198H76ZM97 199V198H96ZM132 199V198H131ZM163 199V198H162ZM11 200V201H10ZM101 200V199H100ZM126 200H128V199H126ZM145 200V199H144ZM175 200H177L176 198H175ZM76 201V200H75ZM78 201V200H77ZM121 201V202H120ZM140 201V200H139ZM142 201V200H141ZM72 202V201H71ZM86 202V201H85ZM107 202V201H106ZM113 202V203H114ZM117 202V203H116ZM120 202V203H119ZM134 202V201H133ZM143 202V201H142ZM152 202V201H151ZM8 203V202H7ZM73 203H74V200H73ZM87 203V202H86ZM112 203V204H113ZM126 203V202H125ZM141 203V202H140ZM166 203V202H165ZM169 203V202H168ZM178 203H180V202H178ZM60 204V203H59ZM61 204H62V202H61ZM60 204V205H61ZM67 204V203H66ZM74 205V204H73ZM114 205V204H113ZM180 205V204H179ZM70 206H72V205H70ZM80 206V205H79ZM83 206V205H82ZM157 206V205H156ZM78 207V206H77ZM115 207V206H114ZM114 207H113V210H114ZM118 207V206H117ZM116 207V208H117ZM72 208V207H71ZM120 208V209H121ZM179 208V207H178ZM181 208V207H180ZM48 209V208H47ZM74 209H76V208H74ZM78 209V208H77ZM165 209V208H164ZM111 210V209H110ZM122 210V209H121ZM123 210V211H124ZM44 211V212H43ZM70 211V210H69ZM75 211V210H74ZM183 211V210H182ZM47 212H48V214H47ZM86 212V211H85ZM143 212V211H142ZM141 212V213H142ZM163 212V211H162ZM185 212V211H184ZM121 213V212H120ZM140 213V214H141ZM145 213V212H144ZM43 214V215H42ZM46 214V215H45ZM130 214V213H129ZM138 214H139V212H138ZM146 214V213H145ZM164 214V213H163ZM163 214H161L159 217H158V214H157V217H152V219H153V221H157V222H159V224L161 223V225L163 226L164 224L162 223L163 222V220H165V215H163ZM190 214V213H189ZM201 214V213H200ZM212 214V213H211ZM64 215V214H63ZM65 215H66V213H65ZM69 215V214H68ZM89 215V214H88ZM149 215V214H148ZM147 215V216H148ZM71 216V215H70ZM77 216V215H76ZM91 216V215H90ZM95 216V215H94ZM113 216V215H112ZM145 216V215H144ZM143 216V217H144ZM151 216H153V215H151ZM150 216V217H151ZM177 216V215H176ZM214 216V215H213ZM63 217V218H62ZM81 217H82V215H81ZM88 217V216H87ZM92 217V216H91ZM90 217V218H91ZM114 217V216H113ZM83 218V217H82ZM145 218V217H144ZM69 219V218H68ZM68 219H67V217H66V220H67V222H68ZM72 219V218H71ZM73 219H74V217H73ZM75 219H77V218H75ZM84 219V218H83ZM92 219V218H91ZM146 219V218H145ZM144 219V220H145ZM148 219V221L149 220H151V219H149V218H147ZM65 220V219H64ZM66 220H65V222H66ZM89 220V219H88ZM101 220V219H100ZM170 220V219H169ZM83 221V220H82ZM85 221H87V220H85ZM132 221V220H131ZM152 221V222H153ZM214 221H215V219H214ZM46 222V224H48ZM91 222V221H90ZM137 222V221H136ZM53 223V224H52ZM61 222H60V224H62ZM70 223V222H69ZM75 223V222H74ZM78 223V222H77ZM141 223V222H140ZM165 223V222H164ZM43 224V225H44ZM45 224V225H46ZM144 224V223H143ZM49 225V224H48ZM73 225V224H72ZM81 225V224H80ZM84 226H78V227H76L77 229L79 228V231H74L76 234H77V232L78 233H80L82 236H84V237H82V238H86V239H84L85 241H83L84 243L83 244H85L84 245V247H86L87 246V244H89V245H93L94 247H95V250H96V248H106V250L107 249H110V250H112V251H116V252H118V253H121V252H124L125 251V254H123L122 253V255H126L127 253H130L131 252V250L132 249H130L129 247V249L128 248H126V247H124L123 245H121V244H117V243H114V242H108V241H106V242H104V240L101 242L98 238H92V237H94V234H93V230H92V232H91V230L88 228V227H85V223L83 224ZM158 225V224H157ZM4 226V225H3ZM13 226V227H14ZM39 226H40V224H39ZM47 226V225H46ZM75 226V225H74ZM128 226V225H127ZM139 226V225H138ZM159 226V225H158ZM61 227V228H60ZM91 227V226H90ZM112 227V226H111ZM151 227V226H150ZM161 227V226H160ZM48 228V227H47ZM100 228V227H99ZM21 229V228H20ZM75 229V228H74ZM88 229L90 230V231H88ZM91 229H92V227H91ZM93 229H95V228H93ZM97 229V228H96ZM129 229H130V226H129ZM132 229V228H131ZM10 230V229H9ZM50 230V229H49ZM54 230V229H53ZM100 230V229H99ZM116 230V229H115ZM22 231V230H21ZM22 232H26V231H22ZM54 232H55V230H54ZM70 232V231H69ZM73 232V233H74ZM98 232V231H97ZM131 232V231H130ZM27 233H29V232H27ZM7 234H10V235H7ZM47 234V233H46ZM72 234V233H71ZM70 234V235H71ZM79 234V235H80ZM104 234V233H103ZM52 235V234H51ZM75 235V234H74ZM107 235H110V237L111 236H113V235H111V233L110 234H107ZM106 235V236H107ZM58 236V235H57ZM73 236V235H72ZM96 236H98V234L96 235ZM100 236V235H99ZM98 236V237H99ZM122 236V235H121ZM120 236V237H121ZM109 237V236H108ZM115 237V236H114ZM119 237V238H120ZM123 237V236H122ZM74 238V237H73ZM105 238V237H104ZM117 237H115V239H116ZM80 239V238H79ZM102 239V238H101ZM112 239H114V238H112ZM70 240V239H69ZM74 240H76L77 241V238L76 239H74ZM109 240H111V239H109ZM119 241H122V240H120V239H118ZM127 240V239H126ZM125 240V241H126ZM72 241V240H71ZM117 241V240H116ZM119 241H117L118 243H119ZM78 242V241H77ZM22 243H25L26 244V246L28 247V246H30L31 248H33L31 251H27V252H25V250L24 251H22V249H24V247L25 246H23L22 247V249H21V244ZM75 245H76V243H74ZM70 245V246H69ZM128 245V244H127ZM80 246V245H79ZM79 246H77V247H79ZM93 246H92V248H93ZM83 247V246H82ZM112 247V248H111ZM21 251H20V250ZM25 249H27V248H25ZM30 249V248H29ZM82 249V251H84L83 250V248H81ZM80 249V250H81ZM18 250H19V252H18ZM87 250H89V249H87ZM95 250H93L94 252H92L91 254H96L97 252L95 251ZM99 250H101V249H99ZM103 250H105V249H103ZM35 251H37V252H40L41 254H37V253H35ZM77 252H80L79 250H76ZM86 251V250H85ZM90 251V250H89ZM133 251V250H132ZM88 252V251H87ZM87 252H84V253H87ZM96 252V253H95ZM105 252V251H104ZM110 252V251H109ZM5 253V252H4ZM28 253V254H27ZM83 253V252H82ZM112 253V252H111ZM115 252H113V254H114ZM131 253H133V252H131ZM2 254V253H1ZM26 254V256L27 257H25V256H23V255H25ZM74 254V253H73ZM89 254V253H88ZM90 254V255H91ZM99 254V253H98ZM109 254V253H108ZM113 254H112V256H113ZM116 255H117V253H115ZM147 254V253H146ZM5 255H7V254H5ZM116 255H115V257H116ZM129 255V254H128ZM0 256H2V255H0ZM103 256V255H102ZM109 256H111V254L109 255ZM8 256H6V261H2V263H4V264H18V262L16 261V260H18L17 259V257H16V259H15V261L13 260L14 259V257H13V261H7V258ZM10 257H11V255H10ZM84 257V256H83ZM90 257V256H89ZM89 257H87V258H89ZM94 257H95V255H94ZM101 257V256H100ZM100 257H98V258H100ZM108 257V256H107ZM122 257V256H121ZM126 257V256H125ZM133 257V256H132ZM2 258H4V257H2ZM91 258V257H90ZM95 258H97V255H96V257ZM102 258V257H101ZM114 258V257H113ZM117 258V257H116ZM21 259V260H20ZM92 259V258H91ZM111 259V258H110ZM94 259H92L90 262H94L93 261ZM97 260H99V259H97ZM113 261V260H112ZM1 262V261H0ZM99 263H101V262H99ZM1 264V263H0ZM91 264V263H90Z\"/></svg>",
	"mask_w": 264,
	"mask_h": 264
}]
</instances>
